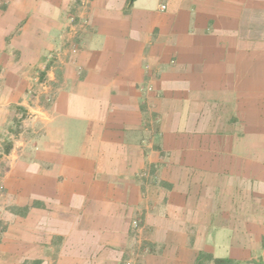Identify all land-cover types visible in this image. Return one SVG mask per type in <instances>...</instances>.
<instances>
[{
    "label": "crops",
    "instance_id": "obj_1",
    "mask_svg": "<svg viewBox=\"0 0 264 264\" xmlns=\"http://www.w3.org/2000/svg\"><path fill=\"white\" fill-rule=\"evenodd\" d=\"M13 105L0 264L260 252L264 0H0L2 128Z\"/></svg>",
    "mask_w": 264,
    "mask_h": 264
},
{
    "label": "rangeland",
    "instance_id": "obj_2",
    "mask_svg": "<svg viewBox=\"0 0 264 264\" xmlns=\"http://www.w3.org/2000/svg\"><path fill=\"white\" fill-rule=\"evenodd\" d=\"M73 22H75V18H73ZM78 22V21H76ZM49 101V99L47 97H45L42 100V103L47 104ZM13 110L14 114L11 115L12 116V121L10 126H8L6 129L2 128L0 126V177L4 174V171L6 169V158L4 156H6L8 153H10V151L13 149V147L15 146V144H17L18 142L20 143H27L28 140L30 141V133L29 129L31 128V122H28L27 120L32 121L29 117L30 115L26 114V112H24L19 106L17 105H13V107L11 108V111ZM5 113L4 115L1 113L0 114V122L2 121L3 117L6 118V116H8V114ZM9 117V116H8ZM29 123L31 125H29ZM258 134L261 135V137L259 138V141L263 142L262 148H263V153H264V131H259L257 132ZM256 147V146H255ZM2 190V185H1V179H0V191ZM256 212V211H253ZM19 213H22V211H20ZM5 227L4 225V221L0 220V235L3 231V228ZM262 243L260 244V252L258 254H256L254 258H251L250 263L251 264H264V237H262ZM142 245H140L139 247V251L141 250V252L143 251V247H145L144 243L141 242ZM255 247H259L258 245H255ZM256 251V250H255ZM140 253V252H139ZM203 263L204 264H210L208 262V257H203ZM133 261V260H132ZM127 261L122 262V264H136V262L133 263ZM234 263L236 264V262L234 261ZM212 264H223V263H214V261H212Z\"/></svg>",
    "mask_w": 264,
    "mask_h": 264
},
{
    "label": "trees",
    "instance_id": "obj_3",
    "mask_svg": "<svg viewBox=\"0 0 264 264\" xmlns=\"http://www.w3.org/2000/svg\"><path fill=\"white\" fill-rule=\"evenodd\" d=\"M201 256H200V260H198V264H201ZM214 263H224V260H215Z\"/></svg>",
    "mask_w": 264,
    "mask_h": 264
},
{
    "label": "built area",
    "instance_id": "obj_4",
    "mask_svg": "<svg viewBox=\"0 0 264 264\" xmlns=\"http://www.w3.org/2000/svg\"><path fill=\"white\" fill-rule=\"evenodd\" d=\"M164 8V6L162 7V9Z\"/></svg>",
    "mask_w": 264,
    "mask_h": 264
}]
</instances>
